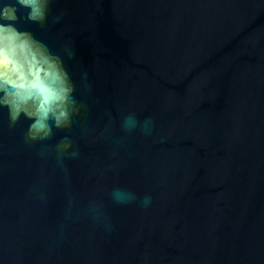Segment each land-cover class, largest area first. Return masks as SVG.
<instances>
[{"label": "water", "instance_id": "water-1", "mask_svg": "<svg viewBox=\"0 0 264 264\" xmlns=\"http://www.w3.org/2000/svg\"><path fill=\"white\" fill-rule=\"evenodd\" d=\"M59 12L25 27L74 45L80 111L26 142L30 121L9 127L0 110V264H264V0H55ZM128 115L151 134L125 131ZM64 137L77 155L61 166ZM117 188L137 199L116 203Z\"/></svg>", "mask_w": 264, "mask_h": 264}, {"label": "clouds", "instance_id": "clouds-1", "mask_svg": "<svg viewBox=\"0 0 264 264\" xmlns=\"http://www.w3.org/2000/svg\"><path fill=\"white\" fill-rule=\"evenodd\" d=\"M55 0H0V110L7 109L9 127H15L21 117L29 120L26 142H44L52 139L55 129L72 126L73 116L80 111L74 95L76 86L68 71L66 61L75 58V47L65 41L58 50L37 39L25 25H38L48 30L60 24L64 13L51 15ZM80 80L88 87V73L83 71ZM153 122L142 123L134 115L124 117L122 128L132 131L139 127L146 135L151 134ZM72 141L68 137L55 146L59 164L63 165ZM112 199L128 204L137 198L124 189H114ZM147 207L151 197L140 202ZM94 218L102 215L98 204L90 205ZM106 227L110 225L106 224Z\"/></svg>", "mask_w": 264, "mask_h": 264}]
</instances>
